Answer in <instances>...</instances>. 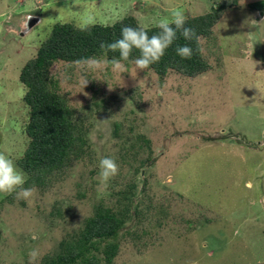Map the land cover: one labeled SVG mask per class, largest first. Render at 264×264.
<instances>
[{
    "label": "rangeland",
    "instance_id": "374dc122",
    "mask_svg": "<svg viewBox=\"0 0 264 264\" xmlns=\"http://www.w3.org/2000/svg\"><path fill=\"white\" fill-rule=\"evenodd\" d=\"M221 1L0 0V152L22 171L30 112L20 75L54 26L133 16L151 28L173 10L196 17ZM258 1L228 8L201 40L211 69L196 78L162 79L133 62L115 69L105 58L98 70L54 64L86 144L30 199L19 188L0 193V264H29L33 248L36 264H51L100 207L123 222L112 264H264V17L250 7ZM106 156L119 166L107 184ZM103 248L92 254L107 264Z\"/></svg>",
    "mask_w": 264,
    "mask_h": 264
},
{
    "label": "trees",
    "instance_id": "16d2710c",
    "mask_svg": "<svg viewBox=\"0 0 264 264\" xmlns=\"http://www.w3.org/2000/svg\"><path fill=\"white\" fill-rule=\"evenodd\" d=\"M240 0H222L211 12L186 18L187 27L195 30L199 41H188L177 32L174 43L164 56L147 70H152L162 79L170 72L187 78H196L211 69V64L203 54L202 39L213 37L214 28L219 24L228 8L236 7ZM251 9L264 12V0L251 4ZM124 26L140 27L133 16L124 17L113 25L95 24L78 28L71 24L54 26L50 38L40 47L37 56L23 68L20 82L27 88L23 101L29 108L30 118L26 134L30 139L24 156L18 161L20 169L28 176L25 188L44 187L51 177L64 172L82 153L86 144L75 121V111L66 96L59 92L58 82L51 75L57 62L74 63L80 58H105L111 63L120 58L119 51H107L101 43H111L121 38ZM174 27V25H173ZM149 36L160 31L158 26L143 28ZM189 45L193 49L191 59L179 57L175 48ZM140 56V50L133 48L128 60L130 63ZM123 222L111 209L97 208L95 216L89 219L75 242L62 244L63 252L51 259V264H100V258L92 254L101 251L107 264H112L118 255L119 246L115 242ZM97 239L101 241L94 242Z\"/></svg>",
    "mask_w": 264,
    "mask_h": 264
},
{
    "label": "clouds",
    "instance_id": "9594fccd",
    "mask_svg": "<svg viewBox=\"0 0 264 264\" xmlns=\"http://www.w3.org/2000/svg\"><path fill=\"white\" fill-rule=\"evenodd\" d=\"M171 21L166 17L158 23L160 31L149 36L148 33L140 27L124 26L121 29V38L111 43H101L100 47L107 51H119L120 58H113L111 64L115 69H122V60H128L133 48L140 50V56L135 59L134 64L137 69L144 70L151 64L158 62L165 54L166 50L174 43L177 38V32L188 41H199L200 37L195 30L186 25V17L180 10L171 12ZM89 24L92 23V18L89 17ZM174 25V27H173ZM176 54L182 59H191L193 49L189 45H178L175 48ZM104 61L96 57L80 58L74 61V64L80 69H100L104 65ZM88 83V79L81 78V85L84 88ZM100 176L102 181L107 182L115 177L119 172V166L113 157L106 156L101 158L99 162ZM26 179L22 171L18 170L14 161L5 153L0 152V193L11 194L16 192L18 198L28 200L34 194L33 188H24ZM29 264H36L40 258L38 249H31L28 252Z\"/></svg>",
    "mask_w": 264,
    "mask_h": 264
},
{
    "label": "water",
    "instance_id": "95a60500",
    "mask_svg": "<svg viewBox=\"0 0 264 264\" xmlns=\"http://www.w3.org/2000/svg\"><path fill=\"white\" fill-rule=\"evenodd\" d=\"M260 15H261V17H264V12L261 13ZM28 25H29V27H30V26L32 25V23H31V22H28Z\"/></svg>",
    "mask_w": 264,
    "mask_h": 264
},
{
    "label": "crops",
    "instance_id": "0c3cea01",
    "mask_svg": "<svg viewBox=\"0 0 264 264\" xmlns=\"http://www.w3.org/2000/svg\"><path fill=\"white\" fill-rule=\"evenodd\" d=\"M259 1H261V0H259ZM258 20V19H257Z\"/></svg>",
    "mask_w": 264,
    "mask_h": 264
}]
</instances>
